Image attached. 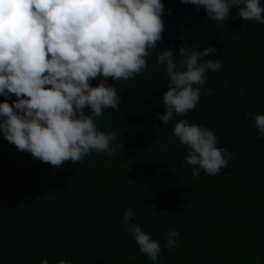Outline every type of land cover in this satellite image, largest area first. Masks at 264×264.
<instances>
[{
	"label": "trees",
	"instance_id": "obj_1",
	"mask_svg": "<svg viewBox=\"0 0 264 264\" xmlns=\"http://www.w3.org/2000/svg\"><path fill=\"white\" fill-rule=\"evenodd\" d=\"M161 3L157 49L134 78L108 79L120 111L95 118L98 130L120 134L114 156L93 150L53 168L0 135V264H264V136L254 120L264 115V24L242 20L235 8L213 22L203 6ZM185 42L197 51L214 47L203 59H220L221 68L197 86L193 110L164 124L169 81L157 55L169 49L180 59ZM181 119L213 131L217 147L232 154L228 167L208 175L184 163L186 146L173 132ZM127 210L135 218L125 224ZM131 224L159 242L156 261L140 251ZM169 231L179 232L171 249Z\"/></svg>",
	"mask_w": 264,
	"mask_h": 264
},
{
	"label": "clouds",
	"instance_id": "obj_2",
	"mask_svg": "<svg viewBox=\"0 0 264 264\" xmlns=\"http://www.w3.org/2000/svg\"><path fill=\"white\" fill-rule=\"evenodd\" d=\"M180 2L203 6L213 22H225L235 8L242 20L264 24L260 0ZM164 12L161 0H0V96L5 98L0 102V135L53 168L82 161L93 150L114 156L116 147L122 148L112 146L120 134L100 131L95 124L104 109L120 111L121 97L107 81H126L146 68L149 49H157L162 38ZM177 51L180 59L169 49L157 55L169 81L161 98L159 119L164 124L195 108L207 72L222 64L220 59H203L216 51L211 46L197 51L185 42ZM92 80L98 81L96 86ZM9 94L16 97L11 104ZM254 120L264 136V115ZM173 132L186 146L185 164L208 175L228 167L232 154L217 147L210 129L181 119ZM192 174L199 172L194 168ZM134 218L127 210L123 222ZM129 230L140 251L156 261L159 242L139 225L131 224ZM166 236L169 249L178 246L179 232Z\"/></svg>",
	"mask_w": 264,
	"mask_h": 264
}]
</instances>
